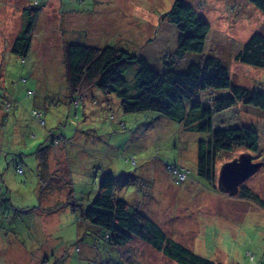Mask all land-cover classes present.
Masks as SVG:
<instances>
[{
  "label": "rangeland",
  "instance_id": "rangeland-1",
  "mask_svg": "<svg viewBox=\"0 0 264 264\" xmlns=\"http://www.w3.org/2000/svg\"><path fill=\"white\" fill-rule=\"evenodd\" d=\"M186 1L210 33L203 52L187 53L175 69L212 53L231 83L264 93V68L234 59L252 34L264 35V13L250 0ZM33 2L0 0V264H177L136 238L123 247L104 242L99 228L78 221L75 208L88 206L107 176L116 197L196 254L264 264V109L238 103L215 117L218 127L242 124L258 134V150L249 154L260 166L239 186L248 188L245 198L216 188L221 166L244 148L217 155L213 189L196 174L198 140L208 133L154 111L125 113L119 98L97 88L69 90L68 42L116 46L165 70L164 57L178 46L166 16L174 0H45L23 59L11 48ZM136 69L122 67L127 90ZM168 167L188 176L177 183Z\"/></svg>",
  "mask_w": 264,
  "mask_h": 264
},
{
  "label": "trees",
  "instance_id": "trees-1",
  "mask_svg": "<svg viewBox=\"0 0 264 264\" xmlns=\"http://www.w3.org/2000/svg\"><path fill=\"white\" fill-rule=\"evenodd\" d=\"M44 2L35 0L30 4L32 8L24 9L26 21L11 48L13 54L23 59L31 49L36 19ZM250 2L264 13V0ZM166 16L176 26L179 36L176 50L164 57L165 70L158 72L144 57L116 46L68 42L63 46L66 81L71 94L97 88L104 95L114 94L119 98L125 113L154 111L182 123L189 130L208 133V139L198 140L196 174L213 188L214 164L219 153L233 148H244L251 153L259 146V137L253 128L242 124L218 127L215 117L238 103L264 109V93L231 83L228 68L212 53L190 62L183 70L175 69V64L187 53L203 52L210 25L186 0H174ZM234 59L264 68V35L252 34ZM133 63L137 69L130 91L126 89L122 67ZM114 191L115 179L107 176L99 183L89 205L75 208L80 212L78 221L99 228L104 242L123 247L136 238L177 264H222L168 238L156 223L116 197ZM240 192L245 198L251 195L247 187H242ZM258 201L264 207V201Z\"/></svg>",
  "mask_w": 264,
  "mask_h": 264
},
{
  "label": "water",
  "instance_id": "water-1",
  "mask_svg": "<svg viewBox=\"0 0 264 264\" xmlns=\"http://www.w3.org/2000/svg\"><path fill=\"white\" fill-rule=\"evenodd\" d=\"M259 166V163L252 161L249 153L240 154L238 158L224 163L219 169L218 189L230 196L236 195L239 192V186L255 173Z\"/></svg>",
  "mask_w": 264,
  "mask_h": 264
},
{
  "label": "built area",
  "instance_id": "built-area-1",
  "mask_svg": "<svg viewBox=\"0 0 264 264\" xmlns=\"http://www.w3.org/2000/svg\"><path fill=\"white\" fill-rule=\"evenodd\" d=\"M170 171L174 174L175 181L182 182L186 179L188 171L184 170L183 168H175V167H169Z\"/></svg>",
  "mask_w": 264,
  "mask_h": 264
}]
</instances>
